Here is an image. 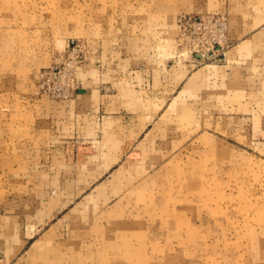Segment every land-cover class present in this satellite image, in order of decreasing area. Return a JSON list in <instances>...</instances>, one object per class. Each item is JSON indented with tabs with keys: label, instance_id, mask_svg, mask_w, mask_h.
<instances>
[{
	"label": "rangeland",
	"instance_id": "1",
	"mask_svg": "<svg viewBox=\"0 0 264 264\" xmlns=\"http://www.w3.org/2000/svg\"><path fill=\"white\" fill-rule=\"evenodd\" d=\"M261 70L264 0H0L4 86L114 115L54 218L0 176V264H264Z\"/></svg>",
	"mask_w": 264,
	"mask_h": 264
},
{
	"label": "crops",
	"instance_id": "2",
	"mask_svg": "<svg viewBox=\"0 0 264 264\" xmlns=\"http://www.w3.org/2000/svg\"><path fill=\"white\" fill-rule=\"evenodd\" d=\"M263 73L255 71L243 80L240 92L245 90V104L257 98L258 88H264ZM86 93L81 89L71 101L23 96L16 88L4 86L0 78V176L22 186L17 197L5 201V207L15 211L17 200L37 201L38 218H54L62 209L67 186L76 176L75 153L86 148L81 138L99 135L98 131L107 137L113 129L114 115L107 99ZM102 143L105 152L106 140ZM51 227L58 237L70 230L59 219ZM7 230L16 231L12 225Z\"/></svg>",
	"mask_w": 264,
	"mask_h": 264
},
{
	"label": "built area",
	"instance_id": "3",
	"mask_svg": "<svg viewBox=\"0 0 264 264\" xmlns=\"http://www.w3.org/2000/svg\"><path fill=\"white\" fill-rule=\"evenodd\" d=\"M209 22L212 23V19H210ZM212 40H213V41L209 43L210 46H211V48H210L211 50L214 49L215 47H217L215 44H217V43H219V42L221 41V36H218V37H216V38H214V39H212ZM218 45H219V44H218ZM197 54H199V53H197ZM200 54H202V53H200ZM202 55H203V54H202Z\"/></svg>",
	"mask_w": 264,
	"mask_h": 264
},
{
	"label": "water",
	"instance_id": "4",
	"mask_svg": "<svg viewBox=\"0 0 264 264\" xmlns=\"http://www.w3.org/2000/svg\"><path fill=\"white\" fill-rule=\"evenodd\" d=\"M197 56H201V54H197Z\"/></svg>",
	"mask_w": 264,
	"mask_h": 264
}]
</instances>
